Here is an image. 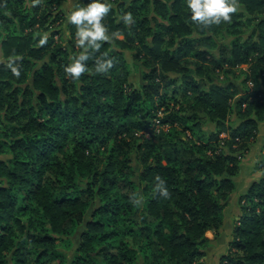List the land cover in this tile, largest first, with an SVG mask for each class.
<instances>
[{
  "label": "trees",
  "instance_id": "obj_1",
  "mask_svg": "<svg viewBox=\"0 0 264 264\" xmlns=\"http://www.w3.org/2000/svg\"><path fill=\"white\" fill-rule=\"evenodd\" d=\"M64 1L0 0V108L14 128L0 138L10 149L0 159V264H201L205 234L222 226L233 189L240 158L232 146L264 122V0H234L240 11L220 25L194 23L186 0H108L110 41L89 49L79 80L64 72L74 43L50 31L63 21L57 6ZM88 2L76 0L73 9ZM127 12L134 23L120 18ZM66 28L75 40L76 26L67 21ZM224 32L230 41L213 51ZM133 48L150 71L144 92L133 88L123 58ZM102 58L113 61L107 73L95 70ZM162 106L160 123L170 128L161 131L155 160L146 161L151 141L135 146L136 133ZM234 112L237 125L229 123ZM132 155L145 163L141 178ZM240 202L236 252L226 264H264V168ZM75 235L80 243L69 261Z\"/></svg>",
  "mask_w": 264,
  "mask_h": 264
},
{
  "label": "rangeland",
  "instance_id": "obj_2",
  "mask_svg": "<svg viewBox=\"0 0 264 264\" xmlns=\"http://www.w3.org/2000/svg\"><path fill=\"white\" fill-rule=\"evenodd\" d=\"M57 9L63 13V21L62 19H59L55 21L50 29L55 30L59 29L62 36L64 37V40L62 41L63 44L66 43V40L70 41L71 43L73 42L75 45V40L71 39L70 37V31L66 28L67 24V14L72 11L73 9L64 10V8L61 7V3L59 6H57ZM236 16V14H232V17ZM252 16V15H251ZM65 18V19H64ZM242 19L247 18L246 16L241 17ZM243 28L242 30L245 32V35H249L252 31L251 28L248 30L246 29V25H242ZM251 27V26H250ZM46 33V32H44ZM122 37V36H120ZM54 41H58V34L53 36ZM231 37L227 36L226 32H224V35H218L216 38V44L217 46H214L213 51H217L219 46H222L224 43H228L230 41ZM136 44V43H135ZM78 49L76 45L74 46V49L70 50V58L75 56L78 52ZM221 49V48H220ZM135 48L133 49H128L124 51L123 58L128 62L129 68H130V80L131 83L133 84V88L142 90L144 92L143 86H145L146 83H148L147 80L144 79V76L146 73L150 72L146 67L141 65V60L136 59L134 57L135 54ZM244 70L247 71L248 67L243 66ZM240 81L243 79L244 74H240ZM216 82L222 83L225 82V78H217L215 80ZM236 82V81H235ZM237 83V82H236ZM249 85L251 86V83L249 82ZM241 86V85H240ZM130 90V87L127 88ZM168 94H171V88L168 90ZM241 96V95H240ZM233 98L231 102L233 103L235 100ZM155 100H158V98L155 96ZM157 102V101H156ZM159 102V100H158ZM170 104H173L174 102L172 100L168 101ZM164 106L159 107L158 109H154L152 112H154V118L152 119V125L150 127L142 128L141 130L137 131L136 135L140 136L138 140L134 141V145L136 146L138 142L144 143L147 140H150L151 143L149 146L151 147V154L148 156L146 161H153L155 160L156 156L152 155V153L156 154L157 151L159 150L160 147V142H159V137L162 134L161 131H168L170 126L169 125H164L160 123V120L165 117V112H164ZM168 114V113H167ZM12 117L10 114H6L5 109L3 110L0 108V138L5 139L6 134L10 132L11 130H14L13 126L8 124V119ZM138 117H141V114L138 115ZM233 117V116H232ZM233 124V123H232ZM208 131L216 130L215 126L213 124H209L206 126ZM3 128V129H2ZM121 137H124L123 135H118L117 139L115 142H119ZM221 137H224L221 135ZM74 135L70 136V139H73ZM125 138V137H124ZM4 142H0V149H3L2 151L5 152H0V159L6 157V153L10 152L9 147L6 144H3ZM111 144V143H110ZM99 146V143L97 144ZM106 147V145L104 146ZM233 149L236 150V154L239 155V164L238 168L235 171H232V181H233V189L232 191L226 195L225 199V206L223 209V224L220 228L216 230H210L206 232V239L202 242L201 244V249L203 251V256L198 260L197 263L201 264H226L227 261L225 259L226 255L232 252H236L235 249V244H234V236H233V230L236 225H239V216L241 214V205L243 204L240 202V197L246 194L248 189L250 188L251 184L254 181H258L262 175H263V168H264V123L258 124L257 130L254 133V136L250 137L247 140L240 141L236 144H233L232 146ZM162 150V148H160ZM241 153V157H240ZM97 155V153H96ZM97 159L95 158V163L102 165V161L98 160L99 156H96ZM131 166L135 170V176L136 179L140 175L141 169L144 168V164L142 163V157L137 158L135 155H132L131 158ZM164 162V161H163ZM141 178V175H140ZM135 179V180H136ZM2 180H0L1 182ZM1 185V183H0ZM138 189L137 192L139 195H141V190L145 188V182L142 180L138 184ZM131 193V192H130ZM129 193V195H130ZM100 197H97L94 201V203L97 205L99 202ZM94 204V205H95ZM91 206L92 211L95 206ZM85 227L83 225H80L78 228V231L83 230ZM73 245L72 251L70 250L68 253V260L70 261L72 257L74 256L73 251L75 248L78 246L80 243L79 237L75 235L71 239ZM116 243L111 242V250L115 252L116 249ZM148 254L149 251H147ZM147 254V255H148ZM142 257V256H141Z\"/></svg>",
  "mask_w": 264,
  "mask_h": 264
},
{
  "label": "clouds",
  "instance_id": "obj_3",
  "mask_svg": "<svg viewBox=\"0 0 264 264\" xmlns=\"http://www.w3.org/2000/svg\"><path fill=\"white\" fill-rule=\"evenodd\" d=\"M39 0H34L38 3ZM186 7L190 13V19L198 25H220L232 19V14L240 11L234 0H186ZM112 4L108 0H89L86 6L77 7L67 14V21L76 26L75 45L81 49L78 55L70 58V62L64 66L65 75L73 80H79L83 73L88 71L87 61L90 58V51H98L102 42L110 41V35L103 23L104 17L111 11ZM125 24L134 23L133 15L130 12L120 17ZM47 42V36H42L39 44ZM106 56V54H102ZM111 58H102L96 61V72L107 73L112 67ZM11 71L20 75L18 66L10 63ZM163 181L157 185L161 195L167 196L168 190L162 187Z\"/></svg>",
  "mask_w": 264,
  "mask_h": 264
},
{
  "label": "crops",
  "instance_id": "obj_4",
  "mask_svg": "<svg viewBox=\"0 0 264 264\" xmlns=\"http://www.w3.org/2000/svg\"><path fill=\"white\" fill-rule=\"evenodd\" d=\"M75 2H76V0H66V1H64V2L61 3V7L64 8V10H66L68 12V10L73 9ZM243 66H247L248 67L247 64H243V65L240 66V69H243L244 70V67ZM242 93H243V91H242V88L240 87V92H239L238 95H236V98L238 96H240ZM229 119H230V122L229 123H233V124H236L237 125L238 122H239L237 120V118H236L235 112L231 115V117ZM261 123H264V122H261ZM221 135L227 136L226 133H222Z\"/></svg>",
  "mask_w": 264,
  "mask_h": 264
}]
</instances>
